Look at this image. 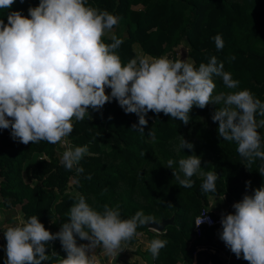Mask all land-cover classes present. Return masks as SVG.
Wrapping results in <instances>:
<instances>
[{
  "label": "trees",
  "instance_id": "1",
  "mask_svg": "<svg viewBox=\"0 0 264 264\" xmlns=\"http://www.w3.org/2000/svg\"><path fill=\"white\" fill-rule=\"evenodd\" d=\"M87 3L119 17L112 32L123 40L116 50L122 63L146 56L180 60L174 48L184 46L189 63L199 67L215 56L218 63H223L224 71L239 81V88L230 90L220 77L214 76V95L248 89L264 102V0H87ZM38 4L39 0L23 3L16 0L10 9L0 10V19L7 23V15L13 11L28 16V9ZM137 5L140 7H134ZM218 34L224 41L221 50H217L213 39ZM104 40L111 43L108 36ZM222 106L208 104L203 109L193 106L187 124L162 112L149 111L145 117L147 125L141 132L132 128L138 124L137 115L126 114L112 99L98 111L89 108L90 119L86 116L83 121H73L74 129L61 145L46 141L26 145L11 137L10 128L0 129V203L7 209L18 206L23 220L37 215L52 233L67 222L69 210L80 196L97 211L102 212L105 205L118 208L122 219L137 211L155 217L156 222L172 216L171 223L162 231L157 233L144 225L122 244L133 245L141 232L148 235V246L153 239L167 240L159 256L150 257L149 264H190L193 258L195 264H241L232 260L222 262L216 253L209 251L220 247L214 240L215 232L221 233L219 227H204L200 237L191 236L194 217L202 209L207 210L212 198L239 202L245 194L251 195L264 185V176L257 171L264 161L256 159L249 164L237 152L235 142L223 141L218 135V122L211 117ZM256 119L264 117L257 115ZM258 131L264 149V127ZM150 132L155 134L154 139ZM178 135L193 148L178 153ZM84 145L88 153L78 165L67 169L61 162L63 152ZM203 151L207 152L210 169L203 170L206 167L203 168L202 162L201 167L205 172H216V192L202 191L204 176L199 172L192 177L193 187H180L172 170L165 167L168 159L200 157ZM173 168H178V164ZM23 175L30 181H25ZM246 182H250L248 187ZM230 213L234 212L228 210L226 215ZM82 241L76 238L77 243ZM52 245L62 249L57 239L49 242L46 254L50 255ZM196 247L204 249L195 250ZM57 256L48 264H59V257L66 258ZM5 259L0 245V264Z\"/></svg>",
  "mask_w": 264,
  "mask_h": 264
},
{
  "label": "clouds",
  "instance_id": "2",
  "mask_svg": "<svg viewBox=\"0 0 264 264\" xmlns=\"http://www.w3.org/2000/svg\"><path fill=\"white\" fill-rule=\"evenodd\" d=\"M15 2L0 0V10L10 9ZM118 24L119 17L87 0H39L36 7L28 9V16L13 11L7 15V23L0 19V129L10 128L11 137L26 145L41 141L58 144L72 133L73 121H83L89 117V108L98 111L112 99L126 114L137 115L138 124L132 128L141 132L149 111L187 124L193 106L203 109L208 104H222L211 117L218 122V135L223 141L235 142L237 152L249 164L256 159L264 161L258 131L264 127V119H256L257 115L264 117V102L248 89L214 95V76L220 77L227 89L239 88V81L224 71L222 62L212 56L207 64L196 67L161 56L122 63L116 50L123 40L112 32ZM105 36L111 43H105ZM213 39L217 50L223 49L222 37L218 34ZM149 135L155 138L154 133ZM179 138L178 153L193 148ZM87 153V145L68 148L61 162L71 170ZM174 164L178 168L174 169ZM165 167L172 170L180 187H193L192 177L200 172L204 176L202 191L216 192L218 176L211 170L201 171L199 156L168 159ZM257 171L264 176V166ZM249 185L246 182V187ZM232 207L234 213L221 218L220 239L237 258L242 255L248 264H264V185ZM150 222L155 223V217L143 211L128 219L108 205L97 211L80 196L56 233L47 230L37 215L3 231L4 264L52 261L57 254H46V250L49 242L57 239L67 254L59 257V264H92L91 250L102 246L107 254H117L122 243L137 234L138 227ZM203 222L204 215L196 225ZM77 237L90 243L77 245ZM167 243L158 238L150 241L148 251L153 259Z\"/></svg>",
  "mask_w": 264,
  "mask_h": 264
},
{
  "label": "rangeland",
  "instance_id": "3",
  "mask_svg": "<svg viewBox=\"0 0 264 264\" xmlns=\"http://www.w3.org/2000/svg\"><path fill=\"white\" fill-rule=\"evenodd\" d=\"M134 7H140V6L137 5ZM174 51H175L176 57L183 59L186 62H189V59L186 54V48L184 46L175 47ZM108 92H110V89H106V93ZM61 144H63V142H61L60 145ZM200 158H201L203 168L206 167L203 170L210 169V166H208L209 164L206 163V159H207L206 151H203V153L200 155ZM23 176H24L25 181H28V182L30 181L26 175H23ZM71 182L72 180L69 181V184ZM222 198L223 197L212 198L210 200V203L211 204L213 203L219 209L220 213H226L228 210L234 212L233 210L234 208L232 207V205L236 202L228 203L227 201L224 200V198L223 199ZM21 220H23V218H22V215H21V212L18 206L7 209V208H4L0 203V245L4 252H5L6 240L4 238L3 229L19 224ZM215 233L217 234L216 238L222 243H224L220 239V234H219L220 232L217 231ZM147 238H148L147 234L142 233V232L139 233L137 236V241L133 245L128 246V245L122 244V250L119 253L114 254V255L107 254L102 246H97V248H95L94 250H91L88 254L90 255L92 264H149L150 259H151L150 258L151 254L148 251ZM89 243H90L89 241L83 240L81 243L80 242L77 243V245H80V244L87 245ZM52 252H55L57 255H61L65 257L67 255L66 252L63 250V248L60 250H57L54 248L53 245L51 246L50 254ZM221 252L226 254L227 250L221 251ZM234 256L235 255L232 253L231 257H234ZM234 262L241 263V264H248V262L244 260L243 258H236ZM48 263L49 261L41 262V264H48ZM190 264H192V261Z\"/></svg>",
  "mask_w": 264,
  "mask_h": 264
},
{
  "label": "built area",
  "instance_id": "4",
  "mask_svg": "<svg viewBox=\"0 0 264 264\" xmlns=\"http://www.w3.org/2000/svg\"><path fill=\"white\" fill-rule=\"evenodd\" d=\"M204 215V222L201 223L199 226L196 225L197 220L199 217ZM217 226L219 227L220 231H222V225H221V218L220 217H215L211 215L207 210L202 209L193 219V228H192V239L198 238L202 235V231L204 227H213ZM204 249L203 247H196L195 250H201ZM194 254V253H193ZM231 258V250L228 249L226 255H225V263L230 261ZM194 261V258H193ZM195 263V261H194ZM206 264H210V262H207Z\"/></svg>",
  "mask_w": 264,
  "mask_h": 264
},
{
  "label": "crops",
  "instance_id": "5",
  "mask_svg": "<svg viewBox=\"0 0 264 264\" xmlns=\"http://www.w3.org/2000/svg\"><path fill=\"white\" fill-rule=\"evenodd\" d=\"M207 210L212 213L213 215H226V213H220L219 209L212 203H210L209 201V204H208V207H207ZM227 210V209H226ZM234 210V209H233ZM220 234V233H219ZM216 233L214 234V240L219 242L220 243V247H218L216 250H213V249H209V251H211L212 253H216V256L222 261V262H225V255L224 253H222L221 251H228V247H226V245L224 243H222L221 241H219L217 238H216ZM232 254V253H231ZM237 257L234 256V257H231L230 260L234 261ZM240 258H243L242 256ZM192 264H195L194 261H192Z\"/></svg>",
  "mask_w": 264,
  "mask_h": 264
},
{
  "label": "water",
  "instance_id": "6",
  "mask_svg": "<svg viewBox=\"0 0 264 264\" xmlns=\"http://www.w3.org/2000/svg\"><path fill=\"white\" fill-rule=\"evenodd\" d=\"M172 221V216H170L168 219L160 220L158 222H150L149 224L145 225L146 228L153 230L155 232H160L163 230L164 226L167 224H170Z\"/></svg>",
  "mask_w": 264,
  "mask_h": 264
}]
</instances>
